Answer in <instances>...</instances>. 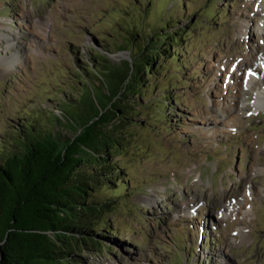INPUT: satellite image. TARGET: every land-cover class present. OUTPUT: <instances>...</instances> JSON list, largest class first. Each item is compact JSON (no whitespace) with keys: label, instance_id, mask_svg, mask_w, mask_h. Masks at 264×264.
I'll return each instance as SVG.
<instances>
[{"label":"rangeland","instance_id":"374dc122","mask_svg":"<svg viewBox=\"0 0 264 264\" xmlns=\"http://www.w3.org/2000/svg\"><path fill=\"white\" fill-rule=\"evenodd\" d=\"M263 22L264 0H0V149L31 115L79 99L95 53L133 64L123 31L136 43L172 25L180 39L145 73L131 140L112 158L125 190L97 194L118 202L112 233L83 264H264Z\"/></svg>","mask_w":264,"mask_h":264},{"label":"trees","instance_id":"16d2710c","mask_svg":"<svg viewBox=\"0 0 264 264\" xmlns=\"http://www.w3.org/2000/svg\"><path fill=\"white\" fill-rule=\"evenodd\" d=\"M128 30L133 64L115 67L95 53L101 62L77 71L80 97L63 101L60 117L33 114L3 140L0 264H83L80 254L106 247L99 233H112L108 219L118 202L97 194L125 190L122 183L114 188L123 175L112 158L131 140L137 97L146 96L145 73L158 75L155 61L169 59L168 50L180 42L172 25L155 37L142 36L143 44L134 43L136 30ZM128 40L113 46L123 49ZM158 103L173 106L169 94Z\"/></svg>","mask_w":264,"mask_h":264},{"label":"bare ground","instance_id":"6f19581e","mask_svg":"<svg viewBox=\"0 0 264 264\" xmlns=\"http://www.w3.org/2000/svg\"><path fill=\"white\" fill-rule=\"evenodd\" d=\"M7 45H8V47L11 46L10 43H8ZM5 62H6V61H5ZM260 93L262 94V93H264V92H259V94H260ZM261 97H262V96H261ZM261 97H258V100H257L258 104L262 101V100H261V99H262ZM260 106H261V105H260Z\"/></svg>","mask_w":264,"mask_h":264}]
</instances>
